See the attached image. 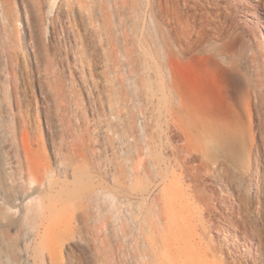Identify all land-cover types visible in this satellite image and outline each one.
<instances>
[{
	"label": "rangeland",
	"instance_id": "1",
	"mask_svg": "<svg viewBox=\"0 0 264 264\" xmlns=\"http://www.w3.org/2000/svg\"><path fill=\"white\" fill-rule=\"evenodd\" d=\"M247 11L264 25V0H0V264H264Z\"/></svg>",
	"mask_w": 264,
	"mask_h": 264
},
{
	"label": "bare ground",
	"instance_id": "2",
	"mask_svg": "<svg viewBox=\"0 0 264 264\" xmlns=\"http://www.w3.org/2000/svg\"><path fill=\"white\" fill-rule=\"evenodd\" d=\"M57 1V0H56ZM249 10V9H248ZM46 13H47V22H49L51 19H52V16H53V13H54V5L53 4H49L47 5L46 7ZM243 18L248 22V23H254L256 25V29L258 31L261 30H264V25L263 23L258 19V18H255L254 17V14L253 13H250L249 11H247L245 13V15H243ZM260 18V17H259ZM263 43H264V37H263ZM237 180V179H236ZM238 184L240 185L241 187V191L243 194H248L249 192V187H245L244 186V183L243 181H239L237 180ZM237 184V183H236ZM237 184V185H238ZM243 203V202H242ZM177 209V207L175 208ZM179 209V208H178ZM177 209V210H178ZM180 211V210H178ZM249 216V215H248ZM259 228V227H258ZM256 229L255 230V235L258 237L257 239L259 240V244L260 245H264V236L260 233V230L259 229ZM223 230V229H222ZM224 232V231H223ZM220 236V235H219ZM177 239V238H176ZM176 241V240H175ZM180 242V241H179ZM177 243V241H176ZM230 246L232 248H234V250H236L237 252V249L240 248V246H243L244 244L246 245L245 247H247L249 249V251H252V248L256 249L255 247H253L255 245V243L251 242L249 244H246L245 242H241L240 239L236 238V239H233L229 242ZM179 246V245H178ZM246 249V248H245ZM239 250V249H238ZM213 251V250H212ZM209 256V255H208ZM231 257V256H230ZM188 264H197L196 263V260L194 259V255L191 253L188 257V260H187ZM231 263L232 264H236V261H233L231 260Z\"/></svg>",
	"mask_w": 264,
	"mask_h": 264
}]
</instances>
